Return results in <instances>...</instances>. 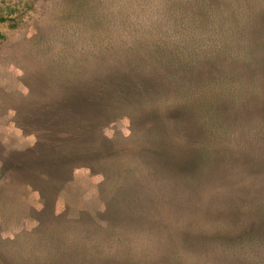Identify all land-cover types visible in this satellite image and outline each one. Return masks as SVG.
Segmentation results:
<instances>
[{"label": "rangeland", "instance_id": "obj_1", "mask_svg": "<svg viewBox=\"0 0 264 264\" xmlns=\"http://www.w3.org/2000/svg\"><path fill=\"white\" fill-rule=\"evenodd\" d=\"M0 264H264V0H0Z\"/></svg>", "mask_w": 264, "mask_h": 264}]
</instances>
